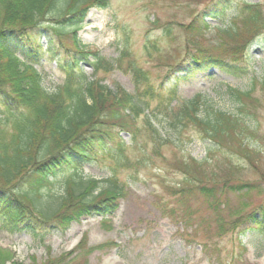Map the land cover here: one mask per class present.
Segmentation results:
<instances>
[{
  "label": "trees",
  "instance_id": "trees-1",
  "mask_svg": "<svg viewBox=\"0 0 264 264\" xmlns=\"http://www.w3.org/2000/svg\"><path fill=\"white\" fill-rule=\"evenodd\" d=\"M108 3V0H0V219L16 228L32 229L34 221L48 218L46 222L54 223L55 230L66 232L86 217L98 215L105 221L108 215H113L123 197L122 189L113 182L104 187L97 180L77 185L70 180V188L50 215L44 212L43 193L61 170L76 169L79 158L94 160L98 153L111 147L116 155L125 154L129 146L121 140L120 131L131 134L137 147H147L149 139L154 145L153 153L159 157L161 149L170 143L165 129L182 133L189 128L220 148L241 154L250 164H255L254 158L261 154L249 144L257 130L240 116L209 107L204 94L189 99L180 94L182 85L190 82L196 72L218 70L231 75L246 72L248 49L264 32L261 5L248 6L244 10L247 16L239 22L241 26L222 30L223 42L214 48L202 46L209 30L206 20L224 12L223 1L208 8L192 23L177 25L184 39L177 50H165L155 44L158 41L147 42L144 50L149 58L157 61L156 55L161 62L162 72L155 76L139 64L130 45L116 60L99 51H87L88 46L80 41L78 31L85 26L89 11L106 8ZM157 22H153L155 27ZM170 25L157 28L164 29L163 35L171 43H177ZM44 41L48 47L64 50L71 58V63L61 65L67 73L64 84L53 91L43 86L42 76L35 68L46 57ZM81 64L89 66L92 75L101 71L110 73L116 68L125 71L132 77L134 91L94 79L80 69ZM230 92L240 110L246 111L249 102H259L254 97L255 87L246 92L238 89ZM141 118L143 123L139 126ZM122 162L127 163L124 159ZM209 162L182 160L180 172L184 179L176 184L178 187L168 188L171 196L181 203L189 202L188 196L199 193L220 215L222 196L226 195L221 185L241 193L253 192L255 188L249 181L229 186L241 166L229 162L212 170ZM260 219L264 220V201L245 216L240 214L234 228L240 227L242 231L259 228ZM219 227L223 232L227 230L223 219ZM64 258L31 264H61Z\"/></svg>",
  "mask_w": 264,
  "mask_h": 264
},
{
  "label": "rangeland",
  "instance_id": "rangeland-1",
  "mask_svg": "<svg viewBox=\"0 0 264 264\" xmlns=\"http://www.w3.org/2000/svg\"><path fill=\"white\" fill-rule=\"evenodd\" d=\"M108 1V7L89 11L85 26L78 31L80 41L88 46L87 51H99L106 58L116 60L130 45L139 64L155 76L162 72L161 62L156 55L157 61L149 58L145 44L158 41L155 44L165 50H177L184 41L177 25L192 23L218 2L223 1L224 12L206 20L209 30L204 35V47H217L223 42L222 30L241 26L239 22L247 16L244 10L248 6L261 5L264 20V0ZM156 21L155 27L153 22ZM169 23H172L173 38H178V44L171 43L164 37V29L157 28ZM43 46L46 57L35 68L42 76L43 86L53 91L64 84L67 73L61 65L71 63V58L62 49L48 47L45 41ZM248 65L246 72L240 75L218 70L196 72L190 82L182 85L180 94L183 99L204 94L209 107L240 116L249 127L257 130L258 134L249 142L261 153L254 158L255 164L242 159L239 153L234 155L205 140L193 128L182 133L165 129L170 143L161 149L160 157L153 153L154 145L149 139L147 147H137L131 134L120 131L121 140L129 146L125 154L116 155L115 148L111 147L98 153L94 160L79 158L76 169L61 170L51 178L52 185L43 193L44 212L50 215L70 188V180L76 185L97 180L104 187L113 182L123 191L118 210L105 221L98 215L86 217L66 232L55 230L54 223L46 222L48 218L43 222L34 221L32 229L16 228L0 219L1 263H48L65 257L61 264H264V220L260 219L259 228L244 231L234 228L240 214L245 216L264 201V32L248 49ZM82 68L105 84L112 87L120 84L134 91L131 75L121 69L92 75L89 66L81 64ZM254 87V97L259 102H249V112L240 110L230 89L246 92ZM142 123L141 118L138 125ZM144 137L142 135L141 140ZM123 159L127 163L122 162ZM191 159L210 160L212 170L229 162L241 166L242 170L233 175L229 186L249 181L255 190L241 193L221 185L226 195L222 196L224 205L220 215L199 193L191 194L189 202L181 203L171 196L168 186L178 187L176 184L184 179L180 162ZM222 219L225 232L219 227Z\"/></svg>",
  "mask_w": 264,
  "mask_h": 264
}]
</instances>
